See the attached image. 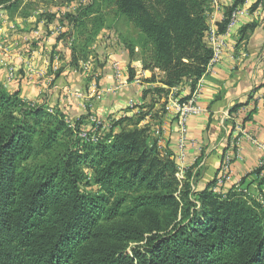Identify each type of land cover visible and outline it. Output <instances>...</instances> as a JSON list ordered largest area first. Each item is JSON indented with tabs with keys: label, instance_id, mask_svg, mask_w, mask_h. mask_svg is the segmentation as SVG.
<instances>
[{
	"label": "trees",
	"instance_id": "16d2710c",
	"mask_svg": "<svg viewBox=\"0 0 264 264\" xmlns=\"http://www.w3.org/2000/svg\"><path fill=\"white\" fill-rule=\"evenodd\" d=\"M24 1L0 0V7L11 14ZM245 1L227 9L219 33ZM66 2L78 6L57 37L67 43L59 50L65 68L91 58L114 17L137 33L126 49L152 73L146 82L156 83L155 71L165 77L143 92L150 99L140 106L144 112L110 123L96 143L77 138L59 111L0 84V264H264V208L242 191L216 193L210 183L194 190L191 172L178 179L177 162L153 136L161 99L188 87L178 99L184 104L206 73L210 0ZM259 3L264 7L257 0L250 11ZM149 115L152 125L139 127ZM87 173L93 191L83 190ZM129 244L139 245L128 253Z\"/></svg>",
	"mask_w": 264,
	"mask_h": 264
},
{
	"label": "crops",
	"instance_id": "0c3cea01",
	"mask_svg": "<svg viewBox=\"0 0 264 264\" xmlns=\"http://www.w3.org/2000/svg\"><path fill=\"white\" fill-rule=\"evenodd\" d=\"M235 1L216 0L210 5L208 21L216 26ZM256 2L249 1L247 15L241 17L223 39L225 46L220 60L209 66L200 79L201 88L194 102L200 112L187 116L183 143H180L173 108L164 109L161 124L154 128L159 130L158 137L155 131L153 136L161 149L177 162L182 178L186 172H191L194 190L214 184L225 155H230V179L220 188V193L229 189L242 191L264 208V7L251 12L250 7ZM41 20L30 17L8 20L4 24L8 31L4 44L8 52L1 54L0 59L6 60L3 66L12 64L18 72L15 87L24 100L46 105L71 122L81 120L85 126L90 125L89 117H95L103 129L121 118L135 119L145 111L140 106L150 99L143 100V92L161 86L157 82L165 75L156 71L157 82H146L152 73L142 70L139 59L130 58L126 49L129 40L124 33L104 29L91 46L93 54L86 61L90 69L84 73L79 68H65L66 62L61 59L59 50H65L67 43L57 40L60 33L54 23L44 24ZM11 25H15L13 30ZM131 32L137 35L133 29ZM31 40L33 43L41 41L37 49L27 54V41ZM23 57H27L31 67L22 62ZM86 62L79 63L78 67ZM115 62L120 66L124 85L119 86L114 77L112 64ZM3 68L1 79L6 72ZM189 92L188 87L176 92L171 90L168 98L174 94L180 99ZM158 108L159 105H155V110ZM233 108L235 110L231 111ZM150 117H145L139 127L152 125ZM213 188L214 185L212 191Z\"/></svg>",
	"mask_w": 264,
	"mask_h": 264
},
{
	"label": "rangeland",
	"instance_id": "374dc122",
	"mask_svg": "<svg viewBox=\"0 0 264 264\" xmlns=\"http://www.w3.org/2000/svg\"><path fill=\"white\" fill-rule=\"evenodd\" d=\"M77 6H78V4H76V2L69 3V2H66V0H53L51 2H42V3L41 2H35V3L28 2V0H27V1L22 2L21 8L18 11H16L15 13H11V14H9L6 10H4L0 7V55L3 54L5 51H7L6 49H8L4 45L5 43H7L6 38L8 37V36H6V34L8 32L6 29L7 26L6 25L4 26V24H5V22H9L8 20L18 21V20H26V19H29L30 17L38 18V19H42L41 21H43L44 24L54 23L56 31L59 30L58 33H61L62 31H65L67 29V24H65V23H64L65 25L63 24V21H64L63 19L65 18V16L68 13H73L74 10L77 8ZM26 15L28 17H26ZM6 18H8V20ZM14 26L15 25H11L9 27L11 28V30H13ZM107 27L109 28V29L107 28L108 31H115L116 30V32L119 31L121 33H124L125 38H128V40L130 38L136 37L135 35L133 36L134 33L131 32V29H133V28L123 18L114 20V17H109L108 22H107ZM32 33L33 34L37 33V31H33ZM34 42H36V41H34ZM32 43H33L32 40L27 41L28 45H30ZM23 58H24L23 59L24 61H22V62H26L27 66L31 67V64L28 61L27 57H23ZM3 62H6V60H4V58L0 59V70H1V68L4 69L3 67H5L6 72L4 71V77H2V79L0 78V84L5 89L15 91L17 87H15L16 83L14 81H16V79H17L18 72L16 71V69L13 67L12 64H4V66H3ZM29 72H31V70ZM162 99H161V102H164L166 104L168 97L165 99L164 98H162ZM65 122L70 127V129H72V130L78 129V131H76L77 138L84 140V141L90 140L94 143H96L98 137H100L101 135L103 136L104 133L107 132V130L110 127V126H108L107 130H106V128L104 130H102L101 128H98L97 130L93 131V125L91 123H90V125L85 126V125H83L84 123L82 121H79L82 123L78 127L76 125V122H71L67 119H65ZM155 129H156V126H155ZM156 136L157 135H155V137ZM87 178L88 179L83 182V184H85V185H83V190L84 191H93L95 187L89 181L90 175L88 173H87ZM138 245L139 244H129L128 247L126 248L127 252L129 253L132 250V248H134Z\"/></svg>",
	"mask_w": 264,
	"mask_h": 264
},
{
	"label": "built area",
	"instance_id": "2783aa9c",
	"mask_svg": "<svg viewBox=\"0 0 264 264\" xmlns=\"http://www.w3.org/2000/svg\"><path fill=\"white\" fill-rule=\"evenodd\" d=\"M250 0H246L245 3L236 8L233 12H231L229 18H228V23L225 27L224 32L219 33L217 31V28L214 23H209V29H208V42L212 48V57L209 62V66H212L216 64L222 55L223 48H224V37L227 36V34L230 32V30L236 25V23L239 21V19L248 13V3ZM216 0H210V4H215ZM262 3L258 4L257 8H261ZM59 32V30H57ZM207 67V68H208ZM90 69V63L86 62L84 64H81L79 67V70L87 73L88 70ZM112 70L114 73V77L117 81V83L120 85H124L123 83V74L121 72L120 66L117 62L112 64ZM201 88V83L200 80L197 82L196 87L190 96V98L184 103V104H179L178 99L174 94L170 95V98H168L167 103L164 106L165 111H169L172 108L174 109L177 117V123L179 127V133H180V143H183V140L186 137L187 130H186V119L188 115H195L198 114L200 111L199 109L194 106V102L196 100L197 94L200 91ZM177 89H172L173 92H176ZM89 122L93 125V131L97 130L98 128H102L101 122H99L95 117H89ZM155 134L158 137L159 130L155 131ZM85 136V135H84ZM231 156L230 155H225L224 161L218 171V174L216 176L215 182H214V188L213 191L216 193H220V188L229 181L230 179V166H231ZM182 173L181 170H178L177 177L178 179H182ZM262 204H264V200H262Z\"/></svg>",
	"mask_w": 264,
	"mask_h": 264
}]
</instances>
